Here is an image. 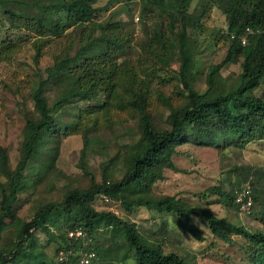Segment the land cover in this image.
Returning <instances> with one entry per match:
<instances>
[{
    "label": "trees",
    "instance_id": "1",
    "mask_svg": "<svg viewBox=\"0 0 264 264\" xmlns=\"http://www.w3.org/2000/svg\"><path fill=\"white\" fill-rule=\"evenodd\" d=\"M96 1L0 0V5L16 6L23 11L20 14L12 10L5 12V18L14 30L22 33L17 26L21 23L41 37L36 42L35 61L38 63L47 44L43 38L58 37L63 31L86 25L99 12L94 7ZM143 1L145 7L153 12L164 0ZM170 1L171 6L164 10V17L169 21L163 24L169 27V32L177 33L172 44L177 45L180 52V83L186 93H179L184 98L180 104L159 95L156 104L169 111L165 124L158 121L159 111L154 114L149 111L150 93L144 85L137 83L136 76L129 71L131 67L121 70L114 61L113 54L122 53L126 48V43L121 42L117 35L107 36L103 33L99 37L91 36L94 39H82V45L75 54H70L69 50L62 53L53 65L43 70V74H37L39 81L31 93V99L38 118L27 120L15 168H8L4 150L0 147V175L3 178V181L0 180V264H79L77 253L82 241L69 237L70 233L81 231L94 238L116 229L126 245L124 261L134 259L135 264H188L176 253L167 254L161 243L141 232L134 223H129L116 213L98 210L94 202L99 197L109 202H119L128 213L136 208H147L158 213L174 214L180 230L201 242L204 238L193 224V218L198 217L207 223L215 237L225 242H230L233 235L243 237L252 250L250 263L264 264V232L253 233L227 217H217L208 208L191 206L173 196L152 195V187L165 179V170H176L174 157L180 153L182 146L214 147L222 152L227 138L236 139L230 144L233 146L231 150L235 147L244 150L250 143L264 141V99L255 95V91L264 84V0H204L202 2L206 6L203 4L204 7L194 13H190L194 0ZM120 2L122 0H109L105 10ZM214 2L219 4L228 24L221 38L230 40L231 44L225 59L210 67L208 90L201 93L194 87L196 56L190 47L189 30L200 28L207 7ZM127 3L123 5V10L132 13L129 5L132 1ZM0 28H4L1 22ZM107 30L104 28L103 32ZM154 38L163 41L157 34ZM11 44L8 43L6 49L10 50ZM240 59L242 72L233 88L226 94L213 96L212 91L218 86V74ZM50 93H54L53 98ZM76 101L102 105L95 106L91 112L80 108L77 112L69 111V106L78 104ZM107 106L139 114L140 138L128 147L125 154L126 171L123 178L110 181L104 173L101 183H97L91 177L88 188L67 190L63 193L62 201L42 205L30 219L20 217L16 204L21 194L29 187L34 188L36 179L41 180L42 171L47 173L52 169L63 133L67 134L71 128L72 131L78 130V121L85 120L96 110H106ZM67 113L77 118L74 123L61 118ZM95 124L96 121L93 126ZM91 128L88 129L91 131ZM84 142L86 148L89 143L87 135H84ZM43 143L49 147L48 158L52 156L53 159L47 171L39 166L37 177L30 181L26 170L33 165L39 146ZM51 152L53 155H50ZM79 164L89 174L83 161ZM108 168L109 164L105 171ZM239 171L243 183H249L253 177L258 178L256 184L250 183L252 187L241 196V201H238V193L243 191L240 186L232 193L218 187L210 191L237 211L242 206L249 208L258 204L261 207L258 216L264 223V171L252 166ZM240 181L237 185H240ZM53 228L57 233L51 231ZM38 231L48 236V246L55 244L52 257L48 256L45 246L35 249L38 246L35 242ZM157 233L164 237L168 235L163 229ZM92 249L98 255L109 252L100 245ZM111 249L117 252V248ZM61 254L67 257L61 259Z\"/></svg>",
    "mask_w": 264,
    "mask_h": 264
},
{
    "label": "rangeland",
    "instance_id": "2",
    "mask_svg": "<svg viewBox=\"0 0 264 264\" xmlns=\"http://www.w3.org/2000/svg\"><path fill=\"white\" fill-rule=\"evenodd\" d=\"M128 1L114 3L109 10H105L109 0H97L94 7L99 9V12L86 25L63 31L58 37L43 38L47 44L38 63L35 61L36 42L41 37L21 23L17 26L22 33L14 30L11 23L7 22L5 12L12 10L20 14L23 11L16 6L0 5V22L4 26L0 28V39L7 44L12 43L9 50L6 49L8 45L0 41V147L4 150L8 168H15L19 161L24 140L23 131L28 118H38L31 99V93L39 81L37 74H43V70L53 65L62 53L69 50L70 54H75L82 45V39H94L92 37H99L104 33L108 34L107 36L117 35L121 42L126 43L124 52L113 54L114 61L121 70L130 66L129 71L136 76L137 83L144 85L148 90V108L153 114L160 112L158 121L165 124L169 115V111L156 104L159 95H165L175 104L183 102L184 98L179 96V93H186L180 83L181 57L177 45L172 44L177 33L169 32V27L163 24L169 21L164 17V10L171 6V1L164 0L161 8L155 7L151 12L145 7L143 0H131L132 4L129 5L132 13L123 10V5L126 6ZM202 1L204 0H194L190 13L204 7L203 4L206 6ZM104 28H108L107 32H103ZM227 29L226 18L219 4L214 2L207 7L200 28L189 30L190 47L196 56L194 87L201 93L208 90L210 67L221 63L227 55L231 42L221 38ZM156 34L162 37V42L154 38ZM241 63L242 59L221 70L216 78L218 86L212 91L213 96L226 94L233 88L242 72ZM255 95L264 99V84L255 91ZM53 96L54 93H50V97ZM76 102L78 104L69 106V111L77 112L80 108L91 112L95 106L102 105L94 102ZM106 108L103 111L96 110L85 120L78 121L77 131H72L73 128L70 127V132L63 133L52 169L47 173L42 171L41 182L36 179L34 188L29 187L21 194L16 204L20 217L30 219L42 205L62 201L63 193L67 190L88 188L91 177L97 183H101L104 173L110 181L123 178L126 171L125 154L128 147L140 138L139 114L108 106ZM61 118L70 123L77 119L68 113L63 114ZM84 135L89 137L86 148ZM235 140L227 138L223 143L225 149L222 152L214 147L182 146L180 153L174 157L176 170H165V179L152 187V195L173 196L191 206L208 208L217 217H227L253 233L264 232V223L258 216L261 209L258 204L249 208L242 206L237 211L234 207H228L220 200L219 195L210 191L218 187L232 193L240 186L243 191L238 193V201H241V196L249 191L251 184H256L258 178L253 177L249 183H243L239 170L252 166L264 171V141L250 143L244 150L236 147L231 150L233 146L230 144ZM48 148L44 143L39 146L33 165L26 170L30 181L37 177L39 166L45 167L46 171L47 167H50L53 157L48 158ZM52 153L50 155H53ZM80 161L86 165L89 174L84 171L82 164H79ZM107 164L109 168L105 171ZM0 180L3 181L1 175ZM238 181L240 185H237ZM94 206L100 211L116 213L129 223H134L141 232L161 243L167 254L176 253L188 264H251L249 258L252 250L243 237L233 235L230 242H225L215 237L207 223L198 217L193 218V224L198 227L204 238L201 242L180 230L174 214L158 213L147 208H136L132 213H128L119 202H109L103 197L97 198ZM160 229L168 235L160 236L157 233ZM51 231L57 233L55 228ZM35 235L38 245L35 249L45 246L48 256L52 257L56 249L55 244L47 245L49 238L44 232L38 231ZM69 237L82 241V247H78L77 253L79 264H135L134 259L123 260L126 245L118 229L112 233H100L94 238L81 231L72 232ZM98 245L109 252L98 255L92 249ZM111 248H117V252ZM60 257L65 259L67 256L61 254Z\"/></svg>",
    "mask_w": 264,
    "mask_h": 264
},
{
    "label": "built area",
    "instance_id": "3",
    "mask_svg": "<svg viewBox=\"0 0 264 264\" xmlns=\"http://www.w3.org/2000/svg\"><path fill=\"white\" fill-rule=\"evenodd\" d=\"M248 32L251 33V31L248 29ZM243 44H245V41H243ZM81 233L78 234V236H80Z\"/></svg>",
    "mask_w": 264,
    "mask_h": 264
}]
</instances>
